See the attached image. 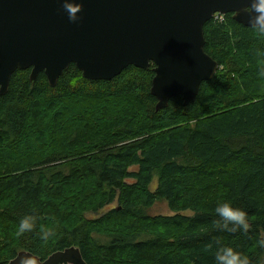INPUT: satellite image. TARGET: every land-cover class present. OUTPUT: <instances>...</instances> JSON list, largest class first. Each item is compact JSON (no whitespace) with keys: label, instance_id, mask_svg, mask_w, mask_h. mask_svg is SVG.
I'll use <instances>...</instances> for the list:
<instances>
[{"label":"trees","instance_id":"16d2710c","mask_svg":"<svg viewBox=\"0 0 264 264\" xmlns=\"http://www.w3.org/2000/svg\"><path fill=\"white\" fill-rule=\"evenodd\" d=\"M203 34L218 69L188 105L155 109L152 63L110 80L71 63L55 86L12 73L0 95V264L69 246L87 264H214L222 246L264 264V36L231 13ZM158 199L173 214H147ZM221 201L248 212L247 232L215 227ZM29 214L37 227L18 235Z\"/></svg>","mask_w":264,"mask_h":264},{"label":"water","instance_id":"95a60500","mask_svg":"<svg viewBox=\"0 0 264 264\" xmlns=\"http://www.w3.org/2000/svg\"><path fill=\"white\" fill-rule=\"evenodd\" d=\"M81 19L69 21L63 0H0V95L12 73L31 68L33 82L43 72L55 86L71 63L89 80H110L129 65L152 63L150 93L155 109L181 96L193 102L201 82L210 80L218 63L204 50L203 25L215 13H231L247 23L248 0H77ZM32 255L37 264H87L78 247L58 250L45 259L21 250L7 264Z\"/></svg>","mask_w":264,"mask_h":264},{"label":"clouds","instance_id":"9594fccd","mask_svg":"<svg viewBox=\"0 0 264 264\" xmlns=\"http://www.w3.org/2000/svg\"><path fill=\"white\" fill-rule=\"evenodd\" d=\"M62 9L70 22L80 21V13L83 10L82 3L77 0H63ZM242 11L246 14L247 27L258 36H264V0H248ZM256 55L264 57V49H258ZM213 211L218 218L213 221L216 228L229 232L248 231L249 217L244 208L234 206L227 201H221L216 204ZM37 222L38 218L34 215L23 216L19 220L17 234L23 235L32 232L37 227ZM256 247L264 249V238L257 239ZM19 264H37V260L32 255L26 254L19 257ZM214 264H249V258L233 247L222 246L217 248L214 253Z\"/></svg>","mask_w":264,"mask_h":264},{"label":"rangeland","instance_id":"374dc122","mask_svg":"<svg viewBox=\"0 0 264 264\" xmlns=\"http://www.w3.org/2000/svg\"><path fill=\"white\" fill-rule=\"evenodd\" d=\"M155 183H156V177L153 179L151 186L154 187ZM146 213L149 215H159V214L160 215H171L173 214V212L170 211V209L168 208L167 202L164 199L156 200L153 205L149 206L146 209ZM183 213L191 215L193 211L186 210V211H183Z\"/></svg>","mask_w":264,"mask_h":264},{"label":"built area","instance_id":"2783aa9c","mask_svg":"<svg viewBox=\"0 0 264 264\" xmlns=\"http://www.w3.org/2000/svg\"><path fill=\"white\" fill-rule=\"evenodd\" d=\"M218 15H220V14L216 13V14H214V16H213V17L217 18V17H218Z\"/></svg>","mask_w":264,"mask_h":264},{"label":"bare ground","instance_id":"6f19581e","mask_svg":"<svg viewBox=\"0 0 264 264\" xmlns=\"http://www.w3.org/2000/svg\"><path fill=\"white\" fill-rule=\"evenodd\" d=\"M122 71V70H121Z\"/></svg>","mask_w":264,"mask_h":264}]
</instances>
